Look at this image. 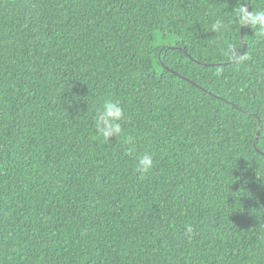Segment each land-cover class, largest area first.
Segmentation results:
<instances>
[{
    "label": "trees",
    "instance_id": "trees-1",
    "mask_svg": "<svg viewBox=\"0 0 264 264\" xmlns=\"http://www.w3.org/2000/svg\"><path fill=\"white\" fill-rule=\"evenodd\" d=\"M236 3L0 0V264H264V36Z\"/></svg>",
    "mask_w": 264,
    "mask_h": 264
},
{
    "label": "clouds",
    "instance_id": "clouds-1",
    "mask_svg": "<svg viewBox=\"0 0 264 264\" xmlns=\"http://www.w3.org/2000/svg\"><path fill=\"white\" fill-rule=\"evenodd\" d=\"M231 23L238 28L249 26L254 34L264 36V8L252 9L249 11L244 0H237V3L232 7ZM224 18L217 17L210 26L212 32H222L226 28ZM205 31H208L207 29ZM225 53L230 57L236 55L234 45L229 43L224 49ZM125 118V108L118 102L113 100H105L103 104L95 109L94 128L97 137L107 144L112 137L119 138L123 136L121 122ZM127 142V141H126ZM154 167L152 156L144 154L138 158L137 168L141 171H148ZM193 228L191 224L185 225V235L191 237Z\"/></svg>",
    "mask_w": 264,
    "mask_h": 264
},
{
    "label": "water",
    "instance_id": "water-1",
    "mask_svg": "<svg viewBox=\"0 0 264 264\" xmlns=\"http://www.w3.org/2000/svg\"><path fill=\"white\" fill-rule=\"evenodd\" d=\"M258 135V134H257Z\"/></svg>",
    "mask_w": 264,
    "mask_h": 264
}]
</instances>
